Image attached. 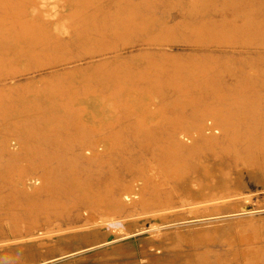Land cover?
<instances>
[{"label": "rangeland", "instance_id": "obj_1", "mask_svg": "<svg viewBox=\"0 0 264 264\" xmlns=\"http://www.w3.org/2000/svg\"><path fill=\"white\" fill-rule=\"evenodd\" d=\"M40 1L0 0V264H264V162L244 149L252 99L236 71L222 75L229 57L264 53L178 42L227 29L210 20L214 0H55L61 32ZM20 25L36 30L21 45ZM114 83L153 90L152 119ZM89 88L118 103L103 130L47 104ZM209 127L222 137L181 149Z\"/></svg>", "mask_w": 264, "mask_h": 264}, {"label": "bare ground", "instance_id": "obj_2", "mask_svg": "<svg viewBox=\"0 0 264 264\" xmlns=\"http://www.w3.org/2000/svg\"><path fill=\"white\" fill-rule=\"evenodd\" d=\"M215 2H219L220 5L216 4V7L210 9V20L212 22L218 21L221 15H225L227 19V29L225 31L211 30L209 39L204 37L207 36L205 34L202 39L196 35L186 41L179 40L178 42L184 44L185 46L189 45L195 48L210 46V49L226 50L234 54L264 53V35L258 32L253 26L251 27V24H245L247 22L252 23L254 21L253 23L264 25V0H214V3ZM40 3L43 6L39 8L40 11L43 12L42 14H44V16L49 15V17H55V19L60 21V24H55V29L57 32H61L62 27L64 26V18H62L63 15H60V13L58 14L61 6H58L55 0H41ZM1 24L2 23L0 21V26ZM19 27V32L15 36V40L19 45H21V40L31 39L32 36H35L36 30L31 29L30 26L20 25ZM35 40L37 41L38 39ZM134 43L144 44L141 40L134 41ZM159 45L165 47L173 46L174 44L171 43L170 45L168 43H161ZM227 62L228 65L222 69V71H224L222 75L225 76L227 71L228 73H231L233 70L236 71L238 73L237 83L242 87L243 91H245L246 96H249V98L252 99V102L247 100L243 103L246 121L245 134H247L245 135L244 149H252L255 154L258 153L260 155V160L264 162V56L249 55L246 58L231 56L227 59ZM4 79V77H0V81ZM114 84H111L108 89L110 92L118 89V91L115 92L122 94V101L127 108L131 109V112L138 113L140 120L145 119L149 121L152 119L155 114L153 111L150 113V110L156 105L151 96L154 93L153 90L146 89L141 92L143 89L136 86L130 90H128V88H124V91L120 92L119 87ZM51 89L53 91L57 90V88ZM48 92L50 93L51 90H48ZM84 96L86 97L78 98L79 102L76 104L72 101L61 103L57 94L54 99L46 98V100L49 107L56 113L60 112V110L63 112L70 111L64 114V116H70L71 114L78 115L79 121L82 118L84 123H91L93 128L99 126L100 130L105 129L109 126V124L106 123H111L114 120V116L117 111L116 105L118 103L116 104L115 102L110 101V99H104L100 95V90L96 89L89 88L87 90V94ZM161 110L163 111V109ZM218 117L217 112H214L212 118L215 120ZM167 118L168 116L164 113V124H167ZM102 122L103 124L100 125L99 123ZM162 126H159V128ZM186 134L187 135H185V138L182 139L181 143V149L183 151H192L195 147L197 149L201 141H209L211 138L217 139L222 137L221 130L219 128L215 129L214 127H209L207 129L199 128L196 132H189ZM3 148L7 150L12 147H8L3 143ZM17 149L20 150V146H17ZM150 165L153 166L152 164ZM31 182L32 181H27V184L23 185L27 186L26 188H31L33 186ZM33 188L35 187L33 186ZM84 188L79 186L77 190L80 193H86L87 198L89 199L88 190L86 188L85 190ZM135 194L139 195L140 191H136ZM130 198L133 199L132 196L125 197V199L131 200ZM242 229L244 232L246 231V228L243 227ZM261 240H263V237ZM250 259L248 258V260ZM252 263L253 261L250 263L248 262V264Z\"/></svg>", "mask_w": 264, "mask_h": 264}]
</instances>
